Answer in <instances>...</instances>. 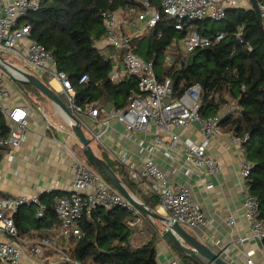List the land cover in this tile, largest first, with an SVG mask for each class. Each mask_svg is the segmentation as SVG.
Wrapping results in <instances>:
<instances>
[{"label": "built area", "instance_id": "1", "mask_svg": "<svg viewBox=\"0 0 264 264\" xmlns=\"http://www.w3.org/2000/svg\"><path fill=\"white\" fill-rule=\"evenodd\" d=\"M139 1L143 10L137 14L132 32L121 33L116 12L103 14L106 29L103 41L115 49L126 73L135 77L138 83V92L128 99L127 105L122 109L113 107L107 110L97 103H86L84 106L77 103V92L69 76L58 69L52 52L31 38V25L26 20L40 10L42 0H0V54L12 64V59H15L25 64L23 68L37 70L48 80L52 89L64 94L67 106L79 119L83 129L88 128L93 132L96 140H101L111 122L116 121L130 134L146 131L154 125L160 132L155 144L176 147L182 140L180 130L188 128L191 123H197L203 141L184 143V163L188 171L202 170L209 175H216L222 170V163L219 158L208 153L207 143L222 133L221 124L238 110V101L231 102L218 115L203 116L201 85L190 86L181 98L172 99L171 79L164 77L160 81L155 62L142 59L132 41L136 36L149 35L164 14L175 20L178 31H183L191 24L206 19L224 21L230 9L243 8L244 0H160V8H156L151 0ZM245 1L250 3L249 0ZM257 2L264 23V0ZM226 36L224 31L205 35L195 30L187 33L182 45L188 53H192L220 43ZM178 46V42H173L167 49L165 62L168 67L176 62ZM115 72L113 68L110 77L112 82L118 84ZM89 81V76L84 74L79 79V84ZM12 95L13 92L0 71V114L5 115L10 128L9 135L0 139V143L8 147L10 153L24 147L27 133L33 130L32 119L37 114L45 123L40 136L48 137V132L53 128L42 106L33 108L29 103H16L12 100ZM87 117L98 122L102 130L95 131L92 126L89 127L85 121ZM48 139L51 140L50 137ZM52 140L57 142L55 138ZM248 140V134L241 137L232 135V144L242 152ZM139 145L140 152L143 153V142ZM65 150L70 156L73 180L70 190L56 197L54 202V210L60 222L56 230L63 238V243L60 244L55 236H45L35 241V246L29 253L32 257H37L44 251H54L67 264H83L75 258L74 252L83 236L80 223L84 216H90L97 206L110 209L121 207L138 216L142 212L94 170L83 159L81 151L66 145ZM119 160L127 167L129 178L141 191L157 196L160 205L171 218L189 229L207 226L208 220L195 203L192 189L185 184H170L166 173L152 157L133 166L129 163L128 153L123 152ZM254 167L255 164L246 158L241 163L240 175L245 181L247 192L244 213L251 227L252 237L264 242V218L260 204L248 190V181ZM24 207H35L37 219H43L48 210L41 196L8 197L0 193V235L6 237L5 240H0V264H24L26 253L19 243L21 239L16 225V216ZM233 222L231 218L230 223ZM125 223L128 227H135L139 222L127 219ZM238 241L244 242L245 239L239 238ZM244 264H257L253 251H246Z\"/></svg>", "mask_w": 264, "mask_h": 264}, {"label": "trees", "instance_id": "2", "mask_svg": "<svg viewBox=\"0 0 264 264\" xmlns=\"http://www.w3.org/2000/svg\"><path fill=\"white\" fill-rule=\"evenodd\" d=\"M151 2L156 8L161 7L159 1ZM132 9L141 12L143 6L136 0H42L40 10L26 20L31 25V38L52 52L58 69L71 79L79 105L106 103L122 109L128 99L138 92L135 77L130 76L118 84L112 82L113 49L97 47V43L106 37L103 14L120 10L128 14ZM209 22V19L198 21L178 31L175 20L164 14L151 33L138 37L134 45H138L136 51L142 59L155 62L160 81L164 77L171 79L172 99L181 98L190 86L201 85L203 116L218 115L231 102L238 101V110L222 122L221 129L240 137L249 135L244 152L246 159L255 167L248 181V190L258 200L264 218V28L252 8L230 9L220 30L209 26ZM195 30L205 35L224 31L227 36L220 43L188 53L180 43L188 32ZM173 42L179 43L178 54L176 62L168 67L165 55ZM84 74L89 76L90 81L79 84ZM42 80L49 85L47 80ZM21 88L33 108L47 101L35 87L22 85ZM9 131L5 115L0 114V139L7 137ZM84 153L87 163L115 188L89 154ZM1 156L0 152V159ZM105 160L131 192L145 205L157 210L159 199L152 203L153 197L142 193L129 178L125 166L106 157ZM64 194L41 196L48 210L43 219L34 221L37 228L58 223L54 200ZM32 208L24 207L23 210ZM21 211L16 217V225L23 234L28 228L26 223L21 222ZM130 217L132 212L121 207L110 209L97 206L80 223L83 236L76 246L75 258L83 264H158L157 230L151 227L152 240L142 246H133L132 232L125 223ZM170 242L182 255L185 264H202L183 254Z\"/></svg>", "mask_w": 264, "mask_h": 264}, {"label": "crops", "instance_id": "3", "mask_svg": "<svg viewBox=\"0 0 264 264\" xmlns=\"http://www.w3.org/2000/svg\"><path fill=\"white\" fill-rule=\"evenodd\" d=\"M5 1L11 2L12 0ZM136 1L140 3L139 0ZM242 5L245 9L252 8L251 3L245 0ZM116 13L119 17L121 33L132 32L139 12L132 9L128 14L122 10ZM138 37H134L132 41L136 50L138 45H134V41ZM181 46L183 45L181 44ZM97 47L105 49L111 46L102 41L97 43ZM111 48L113 49V68L116 70L114 76L121 83L126 81L130 75L121 65L115 49ZM30 72L40 79L47 80L38 71L31 70ZM57 87L59 86L57 85ZM60 94L66 99L64 94ZM12 96V100L16 103H28L22 98V94L13 92ZM65 104L67 105V100ZM98 104L107 110L114 107L110 104L106 105V103ZM46 105L41 106L53 124L52 130L48 132V137L39 135L44 131L45 123L42 117L37 114L31 122L33 130L36 131L32 130L27 133L26 143L21 150L10 153L9 148L0 143L2 155L0 159V193L5 196H43L52 193H66L71 188L73 172L65 145L81 151L82 156L86 150L54 103L51 101V104H48V109ZM85 121L89 127L92 126L93 130H102L101 125L91 118L87 117ZM65 126H68V129H64ZM84 132L93 141L94 151L104 160L106 157L113 163L117 162L123 165L119 159L123 152H127L130 165L135 166L152 157L166 173L170 184H185L192 189L195 203L202 209L208 220L207 226L195 229L185 227L187 231L203 240L214 250L223 251V257L231 264H244L246 251H253L257 264H264V242L252 237L251 227L244 213L247 192L245 181L240 175V168L246 156L245 152L232 144V134L222 132L207 143L208 153L219 158L222 163V170L218 174L209 175L202 170L188 171V167L184 163L182 154L184 143L203 141L199 125L195 122L191 123L188 128L180 130L182 140L176 147L166 144L156 145L155 141L160 132L154 125H151L146 131L130 134L122 124L113 121L108 130L103 133L101 140H96L94 133L88 128H84ZM49 137L51 140L48 139ZM54 138L57 142L52 140ZM140 142L144 144L145 151L143 153L140 152ZM84 158L87 162L86 156ZM142 193L153 197L152 203L158 200L155 195L144 191ZM21 210V222L26 223L28 228L27 232L23 234H20L19 231L21 239L19 243L26 253L24 264H67L54 251H44L37 257H32L29 253L30 249L35 246V241L45 236H55L60 244L63 243V238L56 230L60 225L59 220L58 223L51 226L37 228L34 225V221L37 219L35 207L31 210H23V208ZM156 211L163 217H170L160 203ZM143 214L140 216L132 214V217L128 219L139 222L134 228L143 227L147 223L150 228L154 227L157 230V263L185 264L182 255L170 242L171 239L163 236L164 230L161 223ZM231 218L233 223H230ZM154 228L153 230L156 231ZM239 238H244L245 241L240 242ZM5 239L6 237L0 235V240Z\"/></svg>", "mask_w": 264, "mask_h": 264}, {"label": "water", "instance_id": "4", "mask_svg": "<svg viewBox=\"0 0 264 264\" xmlns=\"http://www.w3.org/2000/svg\"><path fill=\"white\" fill-rule=\"evenodd\" d=\"M252 9L256 12L258 21L262 28L264 23L258 7L257 0H249ZM0 71L8 76L10 79L22 85H31L38 89L42 95L52 101L58 110L66 119L71 130L84 146L86 152L93 159L97 168L105 175V177L114 185V187L125 196L131 203L138 208L142 213L148 215L150 218L161 223L163 227V236L170 238L179 248V250L196 259L202 264H231L223 257V251H216L211 248L203 240L192 235L179 222L171 217H163L156 210L151 209L142 203L122 182L120 177L113 170L111 165L99 157L92 147V140L88 138L84 132L79 119L73 114L71 109L65 104L59 93L46 84L42 79L30 72L28 69L12 64L3 55L0 54ZM16 71L22 77H17L13 72Z\"/></svg>", "mask_w": 264, "mask_h": 264}, {"label": "rangeland", "instance_id": "5", "mask_svg": "<svg viewBox=\"0 0 264 264\" xmlns=\"http://www.w3.org/2000/svg\"><path fill=\"white\" fill-rule=\"evenodd\" d=\"M160 2V0H157ZM223 25H224V22L221 21V22H217V21H213V20H210L209 22V26H213L214 28L220 30L223 28ZM180 44H183L180 43ZM12 62L17 65V66H22L24 67L25 64L22 62V61H19V60H15V59H12ZM34 72H37V70H34ZM4 81L5 83L10 87V89L12 90V92L14 93H17V94H22L23 97L25 100H27L25 97H24V92L22 90V88L18 85V83H16L15 81H13L12 79H10L8 76H6L4 74ZM60 97L63 99L64 102H66V99L63 95L60 94ZM45 104H47V109L49 108V105L48 104H51V101H44L41 105L44 106ZM64 129H68V126H65ZM85 153L83 155V159L85 160ZM129 229L131 230L132 232V239H131V244L133 246H142L146 243H148L149 241L152 240L153 238V232H152V229L148 226V224L146 223L143 227H137V228H134V227H129Z\"/></svg>", "mask_w": 264, "mask_h": 264}, {"label": "bare ground", "instance_id": "6", "mask_svg": "<svg viewBox=\"0 0 264 264\" xmlns=\"http://www.w3.org/2000/svg\"><path fill=\"white\" fill-rule=\"evenodd\" d=\"M17 77H22L21 74H19L18 72L14 71L13 72Z\"/></svg>", "mask_w": 264, "mask_h": 264}]
</instances>
